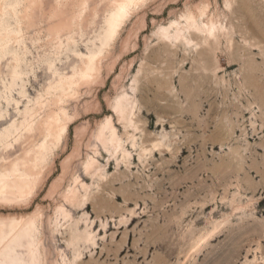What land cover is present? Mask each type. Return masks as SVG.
<instances>
[{
    "label": "rangeland",
    "instance_id": "374dc122",
    "mask_svg": "<svg viewBox=\"0 0 264 264\" xmlns=\"http://www.w3.org/2000/svg\"><path fill=\"white\" fill-rule=\"evenodd\" d=\"M0 19V178L28 184L0 196V264L31 242L39 264H264V0H0Z\"/></svg>",
    "mask_w": 264,
    "mask_h": 264
},
{
    "label": "bare ground",
    "instance_id": "6f19581e",
    "mask_svg": "<svg viewBox=\"0 0 264 264\" xmlns=\"http://www.w3.org/2000/svg\"><path fill=\"white\" fill-rule=\"evenodd\" d=\"M129 6V2L128 1H123L120 3L118 8H115L116 10L114 11V13L111 14L110 19L108 20L109 23V28L111 30V32L113 31L112 29L115 26V21L117 20V18L123 16L125 14V10L126 8ZM1 23H2V19H0V27H1ZM129 117V116H128ZM52 128H47V132L50 136H53L54 138L57 139V137L59 136V133L57 132V129L54 130ZM59 129V128H58ZM61 130V128H60ZM113 132V131H112ZM39 149L41 151H46L47 146H46V141H43L40 145H39ZM119 144L116 146L115 150H119ZM39 151L38 155L35 156V160H37L38 158H40L43 154L42 152ZM125 151H122V154H124ZM34 160V162H35ZM39 162V161H38ZM36 165V164H34ZM23 176V174L19 175V177ZM3 177H1L0 179V196H3L5 193H7L8 190H11V194L14 195L18 200L21 199L23 197V193L25 192V189L28 188V184L27 185H19L17 183H12V185L8 184V181L6 179H3ZM76 195V194H75ZM83 200V198H82ZM80 202V201H79ZM78 202V203H79ZM15 229L14 225H11L8 229V232L5 233L3 231L0 232V243L5 242L6 240H8L9 236L13 234ZM33 230H34V225L33 223H29L27 224V226L24 228L23 230V234L25 236H27L29 239H32V234H33ZM88 238V236H86ZM12 238V237H11ZM18 239V236H15L14 239ZM29 263L28 264H39L37 263V248L36 246L33 244V242H31L29 244ZM10 264H27L26 262L20 260L19 258H13L10 262Z\"/></svg>",
    "mask_w": 264,
    "mask_h": 264
}]
</instances>
